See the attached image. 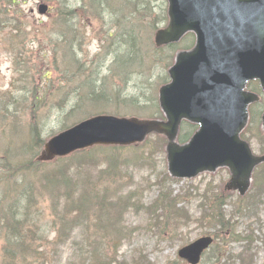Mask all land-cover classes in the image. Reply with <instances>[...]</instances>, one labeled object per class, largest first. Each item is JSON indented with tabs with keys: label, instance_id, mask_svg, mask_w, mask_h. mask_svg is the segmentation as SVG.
<instances>
[{
	"label": "trees",
	"instance_id": "1",
	"mask_svg": "<svg viewBox=\"0 0 264 264\" xmlns=\"http://www.w3.org/2000/svg\"><path fill=\"white\" fill-rule=\"evenodd\" d=\"M26 1L0 0V51L12 57L13 68L11 88L0 91V110L15 119L27 115L32 122L28 125L27 137L28 141H33L29 148L33 150L32 156L26 164H16L18 159L13 157L8 147L0 159L1 264H37L50 247L52 254L56 248L68 247L74 254L70 256L71 260L80 259L81 264H92L93 260L99 259L116 260L121 246L116 243L124 240L117 232L125 231V223H122L121 213L112 214L115 207L143 211L147 226L133 228L135 231L148 229L167 234L166 231L172 229V237L183 240L184 237L174 232H177V226L187 227L190 222L179 218L182 209L180 206L177 209L175 198L157 185V175L154 176V184L146 188L142 183L148 184L147 180L130 185L125 197H121L118 190L124 177L119 167L154 165L155 158L162 156V139H149L136 148H94L48 165L34 162V157L44 144L42 133L46 126L57 121L56 132L64 130L89 116L84 105L102 106L109 99L106 88L110 76H116L122 83L120 88L131 107L145 108L150 116H160L155 97L153 99L146 92L148 85H144L143 81L148 80L155 69L161 68L156 87L165 82L166 63H161L160 53L166 49L155 51L150 39V51L141 52L142 39L136 29L147 28L153 32L164 22L163 14V17L154 16L155 5L161 0H39L56 6V9H51L56 15L52 28L48 29L33 26L21 10ZM152 17L156 25L148 27L146 20L151 21ZM132 18L138 20V27H127ZM75 22H99L102 25L101 32L109 41L104 55L95 64L86 65L82 58L77 57L78 51H82L81 37L70 32V26L73 27ZM56 26L60 33L55 31ZM77 26L75 30L79 31ZM37 34L45 40V48L39 49L42 52L40 59L29 51L32 36ZM58 43L61 45L62 70L57 66ZM149 53L156 57L152 62ZM47 54L50 56L47 57ZM107 58L113 59L112 62L101 67ZM142 58L149 61V67H144ZM136 65H140L139 70L135 69ZM119 71L125 75L124 78ZM104 72L106 76L101 75ZM133 81L141 84L138 92L135 95L127 94L128 86ZM94 113L123 115L100 108L91 114ZM51 119L53 121L49 122ZM19 147L21 152L26 151L23 144ZM73 158L82 165L93 162L98 171L93 174L86 172L87 179L80 178L78 170L74 171L71 166ZM47 167L53 169L51 176H48L51 177L50 181L46 179L36 187V176L32 170L43 171ZM77 168L80 170L82 166L78 165ZM160 178L162 182H170L164 172ZM151 187H155L158 196L153 202L143 205L141 193ZM44 193L56 198L54 208L49 207L50 218H45L38 205V198L43 197ZM199 207L200 216L194 223L208 229L216 228L220 212L213 195L207 196ZM90 230L94 235L90 234ZM74 231L79 232V237L71 238ZM50 233L57 236L48 242Z\"/></svg>",
	"mask_w": 264,
	"mask_h": 264
},
{
	"label": "water",
	"instance_id": "2",
	"mask_svg": "<svg viewBox=\"0 0 264 264\" xmlns=\"http://www.w3.org/2000/svg\"><path fill=\"white\" fill-rule=\"evenodd\" d=\"M168 24L154 35L160 48L195 35L194 48L176 55L169 70L171 83L158 90L165 121L91 117L49 138L35 159L49 163L94 146H131L150 134L167 144L166 167L170 177L192 179L202 173L227 169L226 190L244 195L253 169L264 162L254 157L240 134L248 122V105L255 97L246 83L258 79L264 89V0H166ZM47 7L38 6L45 14ZM182 121L198 127L190 140L179 145ZM264 131V114L262 117ZM211 238H200L179 250L180 258L197 264Z\"/></svg>",
	"mask_w": 264,
	"mask_h": 264
},
{
	"label": "rangeland",
	"instance_id": "3",
	"mask_svg": "<svg viewBox=\"0 0 264 264\" xmlns=\"http://www.w3.org/2000/svg\"><path fill=\"white\" fill-rule=\"evenodd\" d=\"M39 2V0H27L24 6L21 7V10L24 11L27 18L32 21L34 27H44L45 29L52 28V21L55 19L56 13L52 12L51 9H56V6L43 2L50 7V10L47 15L39 16L37 14V5ZM115 3L119 5V2L115 1ZM163 8V2L158 1L155 5L154 13L163 10ZM154 20L153 17L151 18V21L146 20V25L148 27L156 25V22H153ZM77 24L78 26L76 28H79V31L75 30V25ZM101 26L102 25L99 22H75L73 27L70 26V32L81 37L82 51H78L77 57L82 58L81 60L84 61L86 65H89V63L91 65L95 64L102 58L106 50V45L109 40L106 38L105 33L101 32ZM132 26H139V22L136 18H132L127 25V27ZM136 30L140 33L142 39L141 52L144 53L145 51H150L149 41L152 38V32L147 28H137ZM55 31L60 33L57 26L55 27ZM44 43L45 40L40 34L32 36L29 51H32L37 59H40V54H42V52H39V49L45 48ZM160 54V61L162 64H165L167 54L164 53V51ZM46 56L49 57L50 55L47 54ZM155 58L156 57H153L151 53H149L150 62ZM112 60H109L108 58L105 59L101 67L110 64ZM141 60L144 67H149V61L147 62V60L143 58ZM156 60H159V58ZM45 61L47 62V60ZM54 66L55 63L51 66L52 69ZM57 66L60 70L63 69L60 44ZM139 67L140 65H136L135 69L138 68L139 70ZM160 69H155L152 72V75L149 76L148 80L146 79L143 81L144 85H148L147 88L145 87L146 92L149 93V95L151 94L153 99L155 95L153 93L157 89V79L161 73ZM106 74L107 73L105 72L101 73L103 76H106ZM119 74L121 77H125L120 71ZM53 75H55V73ZM12 78V57L9 54L0 51V91H6L11 88L10 82ZM108 84L109 86L106 88V92L109 99L105 101L102 106H95L97 104L84 105L86 102L82 104V106L84 105V110L89 111L87 112L89 115L100 108L106 109L110 113L119 112L130 114L129 116L135 115L138 117H147L149 114L147 109L133 108L129 105L124 97L125 94L123 93L122 88H120L122 83L119 82L116 76H110L108 78ZM139 84L140 83L135 81L131 82L128 86L129 89L127 94H137V88L141 85ZM98 105L100 104L98 103ZM137 113L140 115H137ZM51 121H53V119L49 122ZM29 123L32 122L27 115H25L24 118L15 119L7 115L6 112L0 110V159L4 157V150L8 147L12 150L14 154L13 157L18 159L15 162L16 164H26L29 162L33 152V150L29 149L33 141H28L27 137ZM57 124V121L48 124L43 130V138H47L52 132H56L58 127ZM20 144H23V149L26 150L25 152L19 150ZM153 144L155 143L153 142ZM251 146L255 153L264 150V137L261 138L260 135L255 134L251 139ZM125 155H129V153H125ZM78 165L82 166L80 170L77 168ZM71 166L74 168V171L78 170V173L81 176L80 178L85 179H87L86 172L88 174H93L98 171V168L93 162L82 165L76 162L74 158L71 160ZM119 169L124 176L118 189L121 197H125L129 193L128 190L130 185L135 186L141 184L144 180L148 181V184H145L144 182L142 183V186L145 188L154 184L156 180L154 176L157 175V185L161 186L167 195L175 198L174 204L177 209L179 206L182 209V215L179 218L188 220L190 224L187 227L177 226V232H174L175 235H181L184 237L183 240L172 237V229L167 230V234L158 233L154 230L148 229L138 232L133 230V228H144L147 226L146 217L143 216V211L130 207L124 209L115 207L112 214L121 213L122 223H125V231L117 232L121 239L124 240L122 243L117 242L116 244L117 246L119 244L123 245L119 246L116 260L99 259L97 261L93 260L92 264H184L177 257V250L180 246L184 244V242H192L207 234L215 236L217 245L210 250L208 255H205L202 264H264V198L262 197V193H264V171L258 176L257 185L249 194L250 196L248 195V199L244 202H239L238 197L234 194L228 196L225 195V199L222 197L223 194L221 193L220 185L223 180L227 178L225 172H219L214 175L204 174L189 181H176L174 183L162 182L163 179L160 177L163 170H165L164 154L158 159L155 158L154 165L151 163L150 165H138L130 168L119 167ZM32 171L36 176L34 181L36 187L41 186L42 182L44 183L46 179L50 181L51 177L48 178V176H51L53 173L51 167L44 168L43 171ZM73 180L78 179L74 178ZM141 194H143L142 204L148 205L156 199L158 191L155 187H151L149 190H146ZM210 195H213V198L224 211H227L226 217L224 218V224L229 223L230 225L225 229L227 231L226 233L223 232V228L220 226L214 235L216 228L208 229L204 225L194 223V221H197L200 216L201 207L199 206L202 205L204 200L207 199V196ZM251 203L255 206L257 203H260L257 204V208L260 212L257 213L255 206L248 208V204ZM55 204L56 198L54 196L49 197L48 193H44L43 197L38 198L39 209L44 214L45 218H50L52 216L49 207L54 208ZM252 218L255 219L253 220ZM240 231L242 235L246 237L244 241L240 235ZM72 234L71 238H77L79 237L78 235H80L77 231H74ZM90 234L94 235L92 230H90ZM248 234L250 241L247 238ZM52 238L53 234L50 235V239ZM222 242L225 243V246H223L224 244H222ZM218 244L223 246L222 250L220 249L218 251ZM244 244H248L247 248L243 247ZM1 248L2 241L0 240V264L2 261ZM50 248H47L46 253L40 257L39 264H81L80 259L73 258V260H71V257L74 254L71 250L69 251L68 247L56 248L54 249V254L51 253L52 248ZM241 248H246L245 252L242 253Z\"/></svg>",
	"mask_w": 264,
	"mask_h": 264
},
{
	"label": "flooded vegetation",
	"instance_id": "4",
	"mask_svg": "<svg viewBox=\"0 0 264 264\" xmlns=\"http://www.w3.org/2000/svg\"><path fill=\"white\" fill-rule=\"evenodd\" d=\"M190 37V40L192 39V42L194 40V36L193 35H188L186 36V38ZM178 46V45H176ZM191 46L189 47H170L171 49V57H170V60H169V65L168 66H171L174 62V54L177 50H188L190 49ZM167 77V83L170 82V77L167 73L166 75ZM247 91L255 94L257 96V101L251 103L249 105V124H248V127L246 128V130L244 131L243 133V136L246 140H248L250 142V145H251V139L253 138V136L255 134H260L261 136L264 137V134L261 133L260 131V124H261V117H262V114H263V111H264V91L262 90L261 86H260V83L258 80H250L248 81L247 83ZM184 127H187L189 131H185V134H190L192 133L196 128L188 123H182L181 126H180V131H179V134L181 133V131L183 130ZM260 136V137H261ZM262 138V137H261ZM252 148V146H251ZM253 150V149H252ZM254 151V150H253ZM255 153V152H254ZM264 153V150H260L258 153H255V154H262ZM264 171V164L262 165H259L256 170H255V173L253 174V181H252V186H251V189L249 190V192L246 194L245 197L243 198H239V202H244L246 199H248V197L250 196L249 194L251 193L252 190H254V188L256 187L257 185V179H258V176L260 175V173H262ZM226 173L227 175V171H223ZM228 176V175H227ZM264 182V181H263ZM224 195H236V193H223ZM249 195V196H248ZM262 197L264 198V193H262ZM257 204H260V203H257ZM257 204L256 206L254 204H248V208H251L252 206H255V209L257 210V213L260 212V210L257 208ZM263 204V203H261ZM259 210V211H258ZM253 220L255 218H252ZM222 250V248H220ZM218 249V251L220 250Z\"/></svg>",
	"mask_w": 264,
	"mask_h": 264
}]
</instances>
